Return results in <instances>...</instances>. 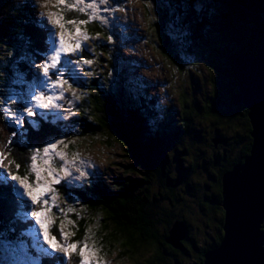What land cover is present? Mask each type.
Here are the masks:
<instances>
[{"label": "trees", "instance_id": "obj_1", "mask_svg": "<svg viewBox=\"0 0 264 264\" xmlns=\"http://www.w3.org/2000/svg\"><path fill=\"white\" fill-rule=\"evenodd\" d=\"M154 1H143L150 14L147 30L150 35L144 38L145 42L164 56L163 62L165 59L171 63L179 77L188 74L192 86L194 81L200 82V86L206 84L210 94L198 95L193 91L189 96L183 93L180 111L163 107L150 92L152 87L144 77L125 73L138 67V61L123 55L118 58L115 53L105 51V61L82 66L83 55L73 58L70 54L66 58L74 62L71 65L74 75L79 74L78 78H70L73 88L68 103L73 106V113L64 117L60 113L58 120L40 115L25 117L18 130L15 117L0 112V134L10 133L11 143L18 147L21 156L24 149H42L49 142L63 139L71 141L73 151L79 150L87 140L109 145L118 142L123 157L130 162L123 172L130 176H118L112 182L94 176L95 179L79 188L68 186L69 196L80 195L81 204L88 208L86 218L79 214L71 216L74 221V226H70L74 233L71 238L81 241L87 232L91 236L89 243L95 241L101 259L117 255L140 261L148 255L151 264H204L205 255L221 244L224 235L223 177L244 163L252 149L248 111L244 106L234 107L229 88L234 81L235 56L256 47L264 32V0H218L215 5L214 0ZM17 2L15 13L0 21V105L14 112L26 106L24 99L29 87L39 77L34 67L40 69L37 66L52 54L47 42V29L52 26L36 18L38 5L34 0ZM243 8L249 10L247 15L241 12ZM75 12L66 11L65 19H86ZM84 26L87 33L91 30L93 39L105 40L97 42L99 47L108 48L115 40L109 41V34L101 30L99 20ZM54 31L59 32V29ZM213 32L232 34L225 35L223 40L219 37L218 45H213L211 40H216V36L211 35ZM196 48L201 50L198 55L208 51L218 57L202 60L201 66L213 74L211 80L203 73L193 75L191 72V63L199 59ZM101 62H107L106 68ZM79 65L81 72L77 70ZM50 74L54 79L43 78L44 88H49L45 87L47 81L57 79L55 74ZM21 78L23 83L18 82ZM60 78L63 79V75ZM187 86L190 89L189 83ZM30 120H35L39 127H32ZM217 140L219 143L215 144ZM16 161L11 164L14 173L25 175L27 171L17 173ZM15 184L10 179L0 183V192L17 194L12 187ZM65 194L68 196V191ZM19 200L20 208L30 211L29 201L24 197ZM5 206L0 202V211ZM54 209L53 216L58 219V210ZM16 210H20L19 207ZM27 215L36 228L30 212ZM60 220L65 222L64 218ZM9 222L15 224L12 217L11 221L6 220L5 215L0 219L1 256L3 248L13 252L10 248L17 249L21 243L20 233L6 232L5 224ZM177 222L187 228V237L179 250L167 243L170 230ZM54 229L56 234L57 225ZM11 255L6 259L16 258L15 254ZM49 258L55 259L47 255L44 264H59ZM65 264H76V259L69 258Z\"/></svg>", "mask_w": 264, "mask_h": 264}, {"label": "rangeland", "instance_id": "obj_2", "mask_svg": "<svg viewBox=\"0 0 264 264\" xmlns=\"http://www.w3.org/2000/svg\"><path fill=\"white\" fill-rule=\"evenodd\" d=\"M35 3L38 5L37 11L35 13L36 18L39 20H44L46 23V12L52 11L56 12L57 9L55 7H52V4L55 3V0H51V3H47L46 0H34ZM144 0H108L107 4L101 5V8H108L113 9V11H107V12H101V15L106 17V21L99 20L100 28L104 31V33L109 34V36L112 37L111 41L114 42L108 47H99L97 45V42L101 40V42H104L105 40L101 37H98L97 39H93L90 32L91 30L88 29V36L90 37L87 41H82V48L77 50L74 53L67 54H73V58L76 55H83L80 59L81 65L84 66L83 63L84 60H91L93 61H105L106 57L103 54V52L108 53H115L118 58L120 55H123L126 57V59L131 58L134 61H138V67L135 69L128 71L126 70L125 73H128V76H142L144 77L149 85L152 87L150 92L154 95V97L162 102L163 107H175L177 110L180 111V103L182 99V94H188L189 96H192V92L194 91V94L198 95H208L210 94L209 86L206 88V84H202L201 86L196 84V82H193L190 80V77L188 74H185L183 77H179L174 67H172L171 63L164 59V62L162 61L164 56L161 55L159 52L153 48V45L146 43L144 38H148L150 34L147 33L148 27H149V13L147 14V9L143 5ZM159 1V0H158ZM218 0L212 1V3L215 5V3ZM153 2H155L153 0ZM220 3H223L222 1H219ZM18 3L17 0H0V21H4L6 17H9L10 14L15 13V6H17ZM211 4V3H210ZM209 12H212L211 10H208ZM75 12V11H72ZM76 13V12H75ZM80 14V13H78ZM77 13L76 15L79 16ZM83 15V14H80ZM84 16V15H83ZM203 24V23H202ZM50 24H47L49 26ZM50 27V26H49ZM83 30L86 31V27L82 26ZM170 27L167 29L169 30ZM196 29V27H194ZM149 32V31H148ZM167 32V31H166ZM231 33V32H230ZM229 34H222L220 35L211 34L212 36H216V40H211V43L213 45H218L217 40L222 39L226 35V37L231 36ZM98 34V32H97ZM232 34V33H231ZM125 36V37H124ZM233 36V35H232ZM220 37V38H219ZM155 39V38H154ZM229 40H232L230 38ZM225 42V41H224ZM102 44V43H101ZM104 46V45H103ZM197 49V48H196ZM200 49L195 50L196 54L201 52ZM241 52V51H240ZM107 53V54H108ZM95 54V55H94ZM199 59L198 62L195 63V60L191 63L192 67V74L195 73H203L205 78H208L209 80L212 79V73L209 69L205 68L204 66H201L203 63V59L208 58H218L216 54L206 52L205 54L196 55ZM93 57V58H91ZM223 57V55L221 56ZM219 61V59H218ZM163 62V63H162ZM104 67L107 65V62H101ZM109 65V64H108ZM206 65V64H205ZM34 67V66H33ZM59 67V66H58ZM211 67V63H210ZM81 66L79 65L78 71L81 72ZM106 68V67H105ZM104 69V68H103ZM194 69V70H193ZM35 73L38 74V78L35 80V84L39 85L40 80L43 79V73L42 70L34 67ZM105 72V70H103ZM67 72V70H66ZM108 73V71L106 72ZM63 73V80H67L68 84L63 86V89L61 88H52V81H47L45 87H34V92L38 91H44L46 89L49 94H55L59 95L61 91H63V99H59L56 101L61 107L57 109H47V110H39L40 112H45L47 114L46 119H51L60 116V113L64 117L65 115H70L73 113V106H69V94L72 93L73 83L71 82L70 78L75 77L78 78L79 74H72L69 73L64 75ZM119 75V73H118ZM51 76V79H54V76ZM123 77H121L122 79ZM188 83L190 84V89L187 86ZM68 85H71L69 88ZM50 89V91H48ZM71 89V90H70ZM204 92H203V91ZM33 92V93H34ZM45 93V94H46ZM75 94H78L75 92ZM47 95V94H46ZM192 97H190L191 100ZM71 100V98H70ZM72 103V101L70 102ZM180 113V112H179ZM26 117V116H25ZM178 117V116H176ZM175 117V118H176ZM55 123V121H53ZM9 141H12V137L10 136V133H2L0 134V151H6L8 152L7 159L5 160V167L9 172L14 173L12 165L9 166L8 162L12 160H17L18 164H20V170L28 171V160L33 153V150H23L21 151L19 155L18 147L12 143H8ZM64 143L68 145L67 148H64V145H60V149L67 153L68 159L71 160L73 158V155L78 153L79 159L76 160L74 166L71 167V171L73 172V177H79V173L75 171L76 168H80L82 171L86 173L84 177H79L78 179H73L71 186L73 188H79V186H83L84 184H88L89 181L92 179H95L94 176H97L99 179H106L107 182H112V179H117L118 176L121 177H129L127 176V173H124V167L127 166L130 162L126 161L127 158L123 157V149L121 147V144H119L116 141H113L112 144H108V142H95L87 140L85 143L81 144V148L79 150L73 151L71 146V141H67L63 139ZM7 145V147H5ZM60 161H56L54 163V167H59ZM123 165V166H122ZM98 174L100 176H98ZM33 177H30V180H32ZM69 184L66 182V180H62L61 184L55 185V193H50L49 195H55V204L58 207H55L54 210H58V219L57 216H53L52 211L49 213V217L54 220V223L50 227V232L54 234V227L57 225L58 229L63 220H60L61 218L65 219V215L69 219H71V216L74 214H79L82 218H86V212L88 211V208L81 204V196L80 195H71L69 196ZM75 190V189H74ZM68 191V196L65 194ZM19 197V198H18ZM27 199V197H24ZM20 196L16 193H9V192H0V202L6 204V206L3 208L2 211H0V219H3L4 215L6 216V220L9 219L11 221V217L14 219L15 224L6 223V232L11 235V233H21L23 234V240H27L29 237H33L34 240L31 243H28L24 246L19 245L18 247L22 250L20 251L18 248H13L9 246L8 248L11 249L10 252L8 249L3 248L4 254L0 255V264H44V261L47 260V255L43 253L42 250H48L47 245L43 243V237L38 236V229L34 228L31 229V219L27 215L31 211H27L22 207L20 204ZM51 203V201H50ZM30 205V201H29ZM81 205V206H79ZM17 207H19L20 210H16ZM32 210H38V206H31ZM72 208L74 209L73 212H68V209ZM15 210V211H14ZM119 215V214H118ZM32 218V217H31ZM27 222H26V221ZM8 222V221H7ZM5 223V222H3ZM56 223V224H55ZM29 226V227H28ZM71 225H68L65 221V230L71 231ZM38 227V225H37ZM29 228L32 235L30 236H24L23 229ZM58 229L56 234L57 239H59V233ZM91 231V230H90ZM92 232V231H91ZM6 233V234H7ZM72 237V236H71ZM70 237V242L74 241V238ZM37 245V247H36ZM38 249L34 252L33 250ZM7 250L9 253H7ZM40 250V251H39ZM50 251V250H48ZM29 252H32V255H30ZM39 252V253H38ZM11 254H15L14 259L9 260L6 259L7 257H11ZM59 254V253H57ZM40 255L39 257H45V259L36 258L35 256ZM78 253H73L70 256V260L77 261L76 256ZM97 257H102V254L100 252L97 253ZM75 258V259H74ZM105 261V264H151L150 257L146 255L142 260H129V259H122L120 257H117V255L109 256L106 259H103ZM67 261V260H66ZM60 263V262H59Z\"/></svg>", "mask_w": 264, "mask_h": 264}, {"label": "snow or ice", "instance_id": "obj_3", "mask_svg": "<svg viewBox=\"0 0 264 264\" xmlns=\"http://www.w3.org/2000/svg\"><path fill=\"white\" fill-rule=\"evenodd\" d=\"M47 3H51V0H46L45 6H47ZM107 3L108 0H55L52 7H55L57 11L46 12V24L52 26L51 29H47V42L50 45L52 54L43 64L37 67L42 70L43 78L45 79H51L50 72L57 76V79L52 81L53 89H63V86L68 84L67 80L60 78L65 70H70L73 74L75 73V69L71 68L74 62L66 58L67 54L81 49L82 41H87L90 38L82 26L94 20L106 21L107 18L101 15V12L113 11V9L101 8V5ZM66 11H76L83 14L86 19L75 17L65 19ZM41 23L43 24L44 21H41ZM56 28L59 29V32L54 31ZM108 39L111 41L112 37L109 36ZM83 63L91 64L92 61L84 60ZM18 82L23 83L22 78ZM44 83L45 80L41 79L39 85L34 84L29 87L27 97L24 99L26 106L22 111L14 112L0 105V112L15 117V126L18 130L22 127L25 116L34 117L40 115L43 118H47V114L39 110L57 109L61 107L56 101L64 98L63 91L59 95H46L44 91L33 93L34 87H42ZM68 87L70 88L71 85H68ZM10 98H15V96ZM29 123L34 128L39 127L35 120H30ZM13 135H16V133H13ZM20 135L23 138V132ZM8 143H11V141ZM61 144L64 145V148L68 147L63 140H60L49 142L42 149H34L28 160V171L23 176L7 171L5 160L7 159L8 152L0 151V183L6 182L9 179L15 181L16 184L12 185V187L20 197H27V201H30V205L28 206H38V210H32L30 215L35 221V224L38 225V231L43 237V243L50 250H42L44 254L55 257L60 264L68 260L73 253H78L76 264H105L103 259L97 257L99 249L96 247L95 241L93 240L92 243H89L91 236L87 232L83 240L70 242V237L74 233L70 230H65L64 221L61 222L58 229L59 239H57V235L50 232V227L54 223V220L49 217V213L53 207H58L55 204L56 196L54 194L49 195L50 193H55L56 189L54 186L61 184L62 180H66L71 185L73 179H78L86 175L80 168H76L75 171L79 173V177H73L70 166L75 165L76 160L79 159V154H74L73 158L69 160L67 153L60 149ZM57 160L61 163L59 167H54L53 165ZM12 163H15V161H9V166ZM15 167L18 173L20 164H16ZM30 177H33V179L30 180ZM27 201L24 203L27 204ZM73 211L74 209L72 208L68 209V212ZM65 221L68 225L74 226V221L69 219L67 215H65ZM57 253L60 254L58 257L55 256Z\"/></svg>", "mask_w": 264, "mask_h": 264}, {"label": "water", "instance_id": "obj_4", "mask_svg": "<svg viewBox=\"0 0 264 264\" xmlns=\"http://www.w3.org/2000/svg\"><path fill=\"white\" fill-rule=\"evenodd\" d=\"M247 11L241 10L243 15ZM232 68L229 93L234 107L248 111L252 149L244 163L223 177L224 235L221 244L205 255L204 264H264V32L256 47L235 56ZM186 237L185 224L177 222L167 243L179 250Z\"/></svg>", "mask_w": 264, "mask_h": 264}, {"label": "clouds", "instance_id": "obj_5", "mask_svg": "<svg viewBox=\"0 0 264 264\" xmlns=\"http://www.w3.org/2000/svg\"><path fill=\"white\" fill-rule=\"evenodd\" d=\"M24 229H25V228H24ZM26 232L28 233V228L25 229V230H23L24 236H30V235H32L31 232L28 233V234H27ZM22 236H23V234L20 233V236H19V237H22ZM33 240H34L33 237H29L27 240H25V241L23 242L22 245L24 246V245H26V244H28V243H31ZM19 245H21V244L19 243ZM18 249H19L20 251H22L19 247H18ZM36 250H38V249H35V250H33L32 252H34V251H36ZM39 251H40V250H39ZM30 255H32V254H30ZM32 256H33V255H32ZM39 256H40V255H37V259H38V258L41 259V257H39ZM33 257H34V256H33ZM35 257H36V256H35ZM49 260L51 261V260H53V259H52V258H49ZM54 261H56V260H53V262H54Z\"/></svg>", "mask_w": 264, "mask_h": 264}, {"label": "bare ground", "instance_id": "obj_6", "mask_svg": "<svg viewBox=\"0 0 264 264\" xmlns=\"http://www.w3.org/2000/svg\"><path fill=\"white\" fill-rule=\"evenodd\" d=\"M255 2H258V1H255ZM29 227V226H28ZM25 229H27V228H25ZM36 247H37V245H36ZM39 253V252H38ZM56 260V259H55ZM58 261V260H57ZM60 264V263H59Z\"/></svg>", "mask_w": 264, "mask_h": 264}, {"label": "crops", "instance_id": "obj_7", "mask_svg": "<svg viewBox=\"0 0 264 264\" xmlns=\"http://www.w3.org/2000/svg\"><path fill=\"white\" fill-rule=\"evenodd\" d=\"M25 230V229H24Z\"/></svg>", "mask_w": 264, "mask_h": 264}]
</instances>
